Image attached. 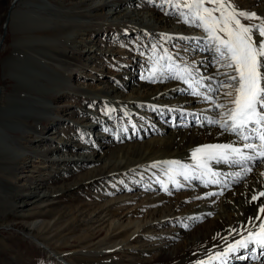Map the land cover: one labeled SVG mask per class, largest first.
<instances>
[{"label":"bare ground","instance_id":"1","mask_svg":"<svg viewBox=\"0 0 264 264\" xmlns=\"http://www.w3.org/2000/svg\"><path fill=\"white\" fill-rule=\"evenodd\" d=\"M83 1L89 15L93 10L107 12L112 25L119 31L130 28L139 38L150 40L160 35L161 41H174L181 48L185 45L183 41H191L196 58L186 62L198 69L201 75L215 77L211 82L213 87L217 86L216 80L225 79L218 74V64L208 48L203 29L185 23L179 15L186 9H176L173 3L165 0H146L158 9L142 0ZM184 2L174 0L181 5ZM233 3L264 18V0H233ZM15 4L33 6L36 10L46 5L43 0H15ZM162 5L163 8L159 9ZM10 18V24L19 36L14 38V50L4 62L16 85L31 94H11L0 104V156L5 157L0 158V171L2 173L8 168L10 160L14 162L21 157L27 160L25 167H35V159L31 156L32 150H37V143L31 147L34 142L46 141L44 144L50 145L48 151L52 152L49 163L43 165L48 169H41L38 173V183L23 195L24 198L21 197L20 202L13 203L18 212L33 204L40 203L41 207L53 204L57 194L87 183L96 189L94 200L81 201L80 205L86 208L76 209L80 214L84 212L90 226L102 235L90 251L95 253V261L100 260L101 264H199L200 261L220 264L219 260L209 261L208 257L247 235L242 226L255 210V204L249 203L251 195L264 191V175H261L264 163L257 159L243 166L230 167L213 162V170L220 173V184L205 185L202 180H184L177 176L176 181L182 185L177 187L165 173L166 166L151 167L153 162L178 160L194 164L191 153L195 148L226 144L237 139L229 133L222 134L218 126L207 123V118L217 116L209 102L192 95L183 81L165 79L167 73H163L161 81L155 85L142 82L141 76L133 78V71L137 68L133 66L140 65L138 61L133 62L136 54L127 53L125 56L130 60L119 64L111 62L118 69L112 76L104 73V69L96 68L98 62L118 61L115 56L119 55L113 47H102L99 39L91 38L94 33L101 32L100 26L87 27L85 22L74 21L67 24L68 31L58 32L52 20L34 10L14 9ZM251 23L257 21L251 20ZM80 26L86 28L80 29ZM76 37H79L80 44H73ZM67 43L73 44V48L83 52L86 59L96 63V67H92L95 73L84 75L96 83L87 84V87L83 82L79 85L82 91L89 93L83 96L89 98V102L79 107L76 119L68 110L64 112L67 115L64 120L75 127L68 134L46 138L33 135L31 143L23 145L25 135L9 133L23 131L27 126L28 120L16 115L27 116L34 110L53 112L49 100L59 93L66 97L64 92L68 88L69 73L60 69V60L44 49H36L35 45L41 44L57 51L61 44ZM129 62L134 65L124 67ZM111 81H117L126 93L115 91L112 84L109 85ZM225 91L227 89H220L216 94L220 103L227 102L228 98L223 96ZM179 92L188 96L175 98ZM100 106L104 107L103 111ZM168 116L170 119L167 121ZM153 118L157 119L158 127L149 128ZM51 128L55 129L53 126L48 129ZM9 140L19 144L21 149L12 147ZM101 143L103 148L98 149L97 144ZM57 167L60 169L53 178L59 184L45 186L43 178ZM87 167L85 173L78 174L79 179L77 176L68 177ZM248 167L252 171L244 173L243 168ZM236 172H241V177L237 178ZM196 174L199 175L198 172ZM165 185L167 191L164 190ZM209 192L216 195L206 196ZM261 201L264 197L256 204ZM70 209L65 210L67 215H70ZM71 218L75 220V215ZM259 223L256 221L257 227ZM232 229L238 231L229 235ZM31 239L37 241L33 235ZM109 242L112 243L103 245ZM49 251L63 264L74 262L50 248ZM123 256L127 259H121ZM118 259L123 263H117ZM228 264H264V248L250 244L249 248L230 254Z\"/></svg>","mask_w":264,"mask_h":264},{"label":"rangeland","instance_id":"2","mask_svg":"<svg viewBox=\"0 0 264 264\" xmlns=\"http://www.w3.org/2000/svg\"><path fill=\"white\" fill-rule=\"evenodd\" d=\"M35 1L40 2L42 0ZM43 1L46 5L36 10V7L33 6L16 5L15 0H0V104L11 94L24 92L26 94H31L30 91H24L20 86L16 85V80L9 75V67L4 62L8 55L14 50V38L19 36V33L15 32L16 29L14 30V27L10 24V14L14 9L37 11L41 15L52 20L53 27L58 32L68 31L69 26L67 24L74 21L85 22L88 24L87 27L100 26L102 28L101 32L94 33L91 35V38L99 39V41H101L99 44L102 47H113L119 55L115 56L118 61L98 62L99 66L96 67L94 66L96 63H92L90 59H86L83 52L73 48V44H80L78 41L79 37H76L73 44H61L59 46L61 49L57 50L58 52L53 48L42 47L41 44L35 45L36 49H44V51H47L60 60V69L69 73V78L66 83L68 88H66L64 92L66 97L61 96L59 93L55 98L49 100V104L53 107V112L47 113L34 110L27 116L16 115L17 117L26 118L28 120L26 122L27 126L25 125L26 127H23V131L9 133L20 136L25 135L26 137L22 139L23 145L30 144L33 135H40L45 138L51 135L59 137L75 129L74 125L64 120L67 116L64 115V112L68 110L71 112L73 118L76 119V113L79 111V107L88 104L89 98L83 96L89 93L82 91L83 89H81L79 85L80 82H83L84 86L87 87V84L96 83V81H92L89 77H84L87 73H95L92 67L102 68L104 69V73L108 75L111 74L112 76L118 69L111 64V62L116 64L127 59L130 60V57L125 55H127V53L132 55L136 54V57L133 58V62L137 63L138 61L140 65L133 66L134 64L132 65L129 62L130 64L127 63L124 67L129 68L133 66L134 69L137 67L135 71H133V75L135 76L133 78L141 76L140 79L142 82L155 85L161 81L163 73L157 72L152 79H148L147 77L153 75L154 64L159 57L164 56L165 49L168 54L170 53L169 55H172L174 59L179 61L186 62L192 60V58H196L194 45L191 44V41H183L182 43L185 44L183 45V49L174 41H161L159 38L160 35L156 39L150 40L139 38L130 28L124 29L125 31H119L112 25L113 22L110 20L111 18L108 16L107 12L93 10L91 11L92 14L89 15L86 8L83 6V0ZM141 2L146 3L148 6L151 5L152 8L158 9L146 0H142ZM163 6L164 5L159 7V9H162ZM129 19L130 18L125 19L124 22L126 23ZM242 22L252 24L251 21ZM60 27H62V29ZM84 28H86V26H80V29ZM197 34L202 35L203 33ZM176 51L180 52L177 53ZM159 63L164 65L167 63V60H159ZM211 65L212 63L209 64V67H211ZM127 80L129 81L130 79ZM111 82L109 85L112 84L116 89L115 91L126 93V90L121 88L117 84V81ZM163 82L165 81L163 80ZM46 84L51 85V83ZM179 93L180 94H177L175 98L186 95L181 92ZM101 107L102 106H100V108ZM101 110L103 111L104 107H102ZM169 119L170 116L167 117V121ZM153 120V124H151L149 128L158 127V123L156 122L157 119L153 118ZM158 121L160 120L158 119ZM50 126L55 127V129H48ZM53 131L55 132L52 133ZM91 134L92 133H89L88 135ZM9 142L12 147L21 149V146L16 142L10 140ZM45 142L46 141L41 140L31 144L32 147L37 143V150L33 149L31 153V156L35 159V167H25L27 160L21 157L14 160V162L10 160L8 168L2 170V173L0 171V264H63L50 254L49 248L53 250V252L60 254L66 260L74 261L73 264H101L100 260L98 262L94 260L95 253L90 251L92 247L95 246V243L102 238V235L100 231L90 226L86 220L85 213L83 212L80 214V212H78L79 210L76 209L86 208L80 205L81 201L89 202L94 200L93 193L96 192V189L90 184L83 183L81 187L74 188L64 194H57L56 199H54L55 203L48 204L45 207H41L40 203L33 204L18 212V208L13 206V203L20 202L21 199L24 198L23 195L32 190L33 186L38 183L37 178L39 171L41 169H48L47 167H43V165L49 163L48 159L51 157L52 152L48 151L50 145L44 144ZM97 147L98 149H102V143L99 145L97 144ZM0 158L5 159L4 156H0ZM59 169L60 167H57L50 175L43 178V184L45 186L49 185L51 187L59 184L55 181V178H53V175L58 172ZM87 170L88 167L68 177L74 178L77 176L78 178L79 173H85ZM111 185H113V182H111ZM69 207L71 208V212L70 215H67L65 210L69 209ZM74 215L75 220L71 218ZM31 235H33L37 241H33ZM40 243H42L44 247L41 246ZM110 243L112 242L103 245H109ZM126 257L127 256H123L121 259H127ZM116 262L123 263V260L118 259ZM126 262L127 261H125V263ZM129 264L132 263L130 262Z\"/></svg>","mask_w":264,"mask_h":264},{"label":"snow or ice","instance_id":"3","mask_svg":"<svg viewBox=\"0 0 264 264\" xmlns=\"http://www.w3.org/2000/svg\"><path fill=\"white\" fill-rule=\"evenodd\" d=\"M165 2L173 3L176 9H186L179 12L184 22L203 29L208 48L217 61L218 74L225 79L216 80L217 86L213 87L211 82L215 77L201 75L198 69L187 62L178 63L166 49L164 56L155 62L153 75L147 78L152 79L157 72H161L167 73L165 79L183 81L192 95L209 102L211 109L216 111V118H207V123L218 126L222 134L229 133L237 139L226 144L195 148L191 153L194 164L170 160L153 162L151 167L166 166L165 173L177 187L182 186L176 181L177 176L184 180H202L205 185L220 184V173L213 170V162L230 167L243 166L257 159L264 163V18L239 8L233 0H185L182 5L174 3V0ZM242 20H256L257 23L246 24ZM164 59L167 63L161 65L159 60ZM220 69L227 71L221 72ZM220 89H227L223 93L228 98L226 103L219 102L220 97L216 94ZM251 171L250 167L243 168L244 173ZM235 176L241 177V172H236ZM164 190H168L167 185ZM215 195L214 192L206 193V196ZM261 197H264V191L250 197L249 203L255 204V210L242 226L247 235L210 255L209 261L219 260L220 264H228L230 254L247 249L250 244L264 248V201L256 204ZM256 221H260L258 227ZM237 231L232 229L229 235ZM199 264H204V261Z\"/></svg>","mask_w":264,"mask_h":264}]
</instances>
